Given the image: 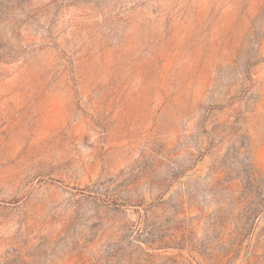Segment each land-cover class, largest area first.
I'll list each match as a JSON object with an SVG mask.
<instances>
[{
  "label": "rangeland",
  "instance_id": "1",
  "mask_svg": "<svg viewBox=\"0 0 264 264\" xmlns=\"http://www.w3.org/2000/svg\"><path fill=\"white\" fill-rule=\"evenodd\" d=\"M0 264H264V0H0Z\"/></svg>",
  "mask_w": 264,
  "mask_h": 264
}]
</instances>
